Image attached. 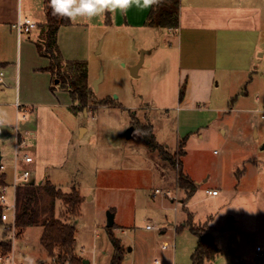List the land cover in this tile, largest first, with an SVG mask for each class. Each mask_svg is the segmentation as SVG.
Returning a JSON list of instances; mask_svg holds the SVG:
<instances>
[{"label":"rangeland","instance_id":"obj_1","mask_svg":"<svg viewBox=\"0 0 264 264\" xmlns=\"http://www.w3.org/2000/svg\"><path fill=\"white\" fill-rule=\"evenodd\" d=\"M241 1L263 8L260 25L249 20L255 25L252 31L259 29L257 34L251 36L241 28L244 25L233 33L220 31L218 73L199 84L188 81L185 72L178 77L176 60L169 58L163 73L159 57L152 62L142 51L141 47L158 45L154 56L174 47L165 31L111 25L102 20L103 13L70 18L72 25H63L57 40L83 54L79 61L86 63L92 90L86 107L72 102L54 84L52 74L43 70L48 60L38 55L35 44L44 45V9L30 17L37 28L21 33L15 51L21 97L16 102L15 89L6 100L20 104L22 110L16 114L14 106L8 107L6 121L0 122L4 184L12 182L14 140H26L29 147L22 151L33 161H20L19 170H31L30 182L33 179L41 190L49 183L63 193L79 192L78 215L69 214L57 200L55 218L75 223L74 251L89 264H111L108 212L114 214L110 231L120 241L121 264H192L197 239L183 225L186 212L195 228H204L218 247L217 256L206 264H264V256L255 250L260 247L264 254V127L253 101L255 94L264 97V0ZM195 45L197 51L208 48L209 54L214 53L210 45ZM131 66L137 67V74ZM25 75L35 98H23L28 92ZM144 125L152 126L155 142L175 165L148 147L140 131ZM182 139H186L183 155ZM179 162L184 174L201 182L184 203L186 210L185 193L177 186ZM156 189L161 193L154 195ZM211 190H217V196L208 194ZM7 197L12 203V190ZM41 232V226L28 227L17 237L10 219L0 221V241L11 243L3 264L12 263L13 250L14 264H52L40 244Z\"/></svg>","mask_w":264,"mask_h":264},{"label":"crops","instance_id":"obj_2","mask_svg":"<svg viewBox=\"0 0 264 264\" xmlns=\"http://www.w3.org/2000/svg\"><path fill=\"white\" fill-rule=\"evenodd\" d=\"M230 1L179 0L178 27L169 29H155L157 32L165 31V36L171 40H174L175 46L164 51L161 50L157 54H154V56L152 52L156 51V49L158 50V45L153 46L152 48L141 47L142 51L148 52L149 59L152 62H154L155 59L153 57H159L161 66H164V70L162 71L163 73H167L169 58H171L174 61L176 60V69H178L177 72L179 78H181L182 74L185 72V77L188 81L196 80L199 84L210 78V74L214 77V75L218 73L217 69H219L218 52H216L217 44L220 38L219 32L233 33L235 30H238L244 25L241 28L246 29L245 31L251 32V36H255L257 34L256 31L259 29L252 31L254 30L255 25L252 26L253 21L249 20H255L259 25V20H262L263 8L260 5H255L253 3L249 4L246 2L241 3V0ZM142 5L143 0H141V6H137L135 3H133L127 8L126 12H122L120 8H116L115 11H112L111 8L106 9L102 14V20H109L108 23L111 25L118 27H128L141 32L145 31L146 29H154L153 27L145 26V21L151 6L145 8ZM46 7V0H0V63L2 64L0 65V122L6 121L4 114L5 111L8 112V107L14 106L16 108V114L22 110L21 106H19L20 104L18 105V103L14 104L12 102L8 104V101H6L7 98L11 96V91L12 95L15 94V89L17 90L16 102H18L21 97V67H18L16 62L17 57H15V51L17 48V43L22 41V37H18L16 31L12 28V24L18 18H30L34 16L37 10L41 11L42 8L44 9L45 13L44 20H46ZM23 14L24 17L22 16ZM97 18L96 20H99ZM69 20L71 19L69 18ZM233 22H236L235 27ZM70 24L72 25L71 21ZM64 28L65 27L60 26L58 30L61 31L64 30ZM247 37H249V34ZM27 38L30 39V36H27ZM196 43H202L204 44V47L206 45H210L211 48L212 46L214 53L209 54L208 48L197 51L195 45ZM57 47L63 61H79L83 58V54L80 56L79 54L81 53L74 52V49L68 47L64 48L58 40ZM183 56L185 64L183 63ZM40 57L47 59L49 64L50 61L47 57ZM132 68L133 66L130 67L131 70ZM134 74H137L136 71ZM25 79L26 83L24 87L28 92H24L23 98H35V96L32 94L33 92L29 82V76L25 75ZM245 94L246 93H242V96H245ZM257 97L264 99V97L255 94L253 97L254 103L256 102ZM182 100L183 99L180 101L182 102ZM261 125L264 127V123H261ZM253 131L254 137L256 138L258 136L256 125L253 126ZM221 132H224V129H221ZM28 134L32 136L35 135L34 132H29ZM185 146L186 142L184 147ZM1 156L2 155L0 153V158ZM19 162L20 160L18 161V168ZM20 163H22V161ZM3 175L5 176L6 173L4 172ZM32 183H34L33 179ZM193 183L196 187L201 184V182L197 180H193ZM13 254H15L14 250Z\"/></svg>","mask_w":264,"mask_h":264},{"label":"trees","instance_id":"obj_3","mask_svg":"<svg viewBox=\"0 0 264 264\" xmlns=\"http://www.w3.org/2000/svg\"><path fill=\"white\" fill-rule=\"evenodd\" d=\"M46 3V20L42 26L44 45L35 44L38 54L50 60L48 67L43 70L52 74L54 84L59 89L67 92L72 102H78L82 107H86L88 98L92 96V90L88 88L86 63L84 61H63L57 47V31L60 26L69 25L70 20L67 16H61L54 12L51 0H46ZM178 8L179 0H160L158 4L151 6L145 26L163 29L177 28L179 22ZM0 65L2 64L0 63ZM51 89L54 90L55 87ZM140 131L145 143L151 150L158 152L163 160L175 165L174 159L167 154L164 147L155 142L152 126L144 125L140 127ZM179 144L182 149L181 155H183L185 139H182ZM178 164L180 170L177 172V186L179 190L185 193L183 209L186 210L184 203L193 195L196 186L193 180L184 174L181 163ZM3 184L4 175L1 174L0 186ZM42 189L32 182L17 187L14 220L16 236L22 235L28 227L41 226L40 244L45 249L48 257L55 260V264H65L67 262L81 264L83 259L74 251L76 247L75 223L67 224L55 218L57 200L66 206L69 214L74 217L78 215L81 202L79 192L72 189L69 193H63L49 183H46ZM190 218H192L191 213L186 212V220L183 225L189 226L190 232L197 239L195 250L191 255V262L192 264L211 263L219 252L218 247L213 237L204 228H195ZM0 221H2L1 209ZM111 229L112 227L108 228L109 239L113 246L111 264H121L123 258L122 248L120 241L110 231ZM10 252L11 243L1 240L0 256H9Z\"/></svg>","mask_w":264,"mask_h":264},{"label":"built area","instance_id":"obj_4","mask_svg":"<svg viewBox=\"0 0 264 264\" xmlns=\"http://www.w3.org/2000/svg\"><path fill=\"white\" fill-rule=\"evenodd\" d=\"M12 28L16 31L18 37L21 36L22 32L30 33L33 30L37 28V23L33 21L30 18L24 17V18H18L15 20L12 24ZM257 107L254 109V112L257 114L260 121L264 123V99H260L259 97L256 98ZM25 116H22V119H24ZM18 121V120H17ZM16 138V137H15ZM24 147H29V144L26 140H21L18 142V139H15V151H14V167H13V176H12V182L11 184H4L0 186V207L2 208V214H1V220L2 221H9L10 219V226L12 228V231H14V220H15V213H16V205H15V192L17 187L21 185L28 184L31 180V170L29 169H23L19 170L18 168V161H22L24 163H31L32 157L26 153L23 152L22 149ZM5 172V167L2 163H0V173L3 174ZM13 191V200L12 203L9 201L7 194L9 191ZM208 194L215 196L217 195V190H211L207 191ZM161 193L158 189L155 190L153 193L154 195ZM169 194V192H167ZM147 229H151L150 226H146ZM256 252L259 253V256L262 258L264 254L262 253V250L260 247H256ZM14 254L12 252L11 260L13 261ZM8 259L6 256L5 261ZM3 256H0V264H3L4 262ZM52 264H55V260L52 259ZM65 264H71L69 262ZM83 264V262L81 263ZM89 264V263H88ZM235 264H244L241 261H236Z\"/></svg>","mask_w":264,"mask_h":264},{"label":"clouds","instance_id":"obj_5","mask_svg":"<svg viewBox=\"0 0 264 264\" xmlns=\"http://www.w3.org/2000/svg\"><path fill=\"white\" fill-rule=\"evenodd\" d=\"M159 2L160 0H143L142 6L147 8ZM133 3L141 6V0H51V6L55 13L61 16H67L73 20L77 16L91 18L103 13L109 8L112 11L120 8L122 12H126L127 8Z\"/></svg>","mask_w":264,"mask_h":264},{"label":"water","instance_id":"obj_6","mask_svg":"<svg viewBox=\"0 0 264 264\" xmlns=\"http://www.w3.org/2000/svg\"><path fill=\"white\" fill-rule=\"evenodd\" d=\"M136 68L137 67H133L132 68V73L134 74L135 73V71H136ZM135 75V74H134ZM56 81V80H55ZM98 79L97 80H95V82H94V89L95 90H97V85H98ZM133 128L131 127L130 129H128V135L130 134V132H131V130H132ZM0 161H1V158H0ZM113 225H114V214L112 213V212H108L107 213V217H106V227L107 228H111V227H113ZM82 262H83V264H88L89 263V261L88 260H82Z\"/></svg>","mask_w":264,"mask_h":264},{"label":"bare ground","instance_id":"obj_7","mask_svg":"<svg viewBox=\"0 0 264 264\" xmlns=\"http://www.w3.org/2000/svg\"><path fill=\"white\" fill-rule=\"evenodd\" d=\"M17 111H18V109H17Z\"/></svg>","mask_w":264,"mask_h":264}]
</instances>
